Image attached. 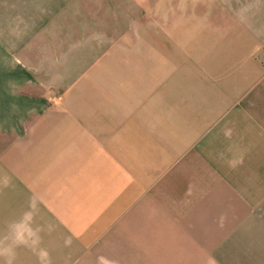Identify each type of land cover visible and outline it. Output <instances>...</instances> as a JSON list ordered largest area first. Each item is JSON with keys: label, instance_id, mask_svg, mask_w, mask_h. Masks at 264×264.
Here are the masks:
<instances>
[{"label": "crops", "instance_id": "obj_1", "mask_svg": "<svg viewBox=\"0 0 264 264\" xmlns=\"http://www.w3.org/2000/svg\"><path fill=\"white\" fill-rule=\"evenodd\" d=\"M30 201L51 264H264V0H0V242Z\"/></svg>", "mask_w": 264, "mask_h": 264}, {"label": "clouds", "instance_id": "obj_2", "mask_svg": "<svg viewBox=\"0 0 264 264\" xmlns=\"http://www.w3.org/2000/svg\"><path fill=\"white\" fill-rule=\"evenodd\" d=\"M35 208L36 205L30 201L28 209L22 213L20 219L9 224L8 232L0 242V258H3V264H14L16 249L21 246L30 247L37 255L39 264H51L47 250L39 247V229L34 225Z\"/></svg>", "mask_w": 264, "mask_h": 264}]
</instances>
